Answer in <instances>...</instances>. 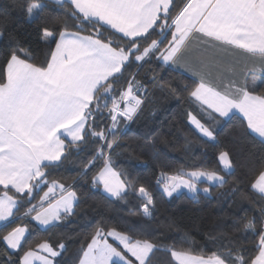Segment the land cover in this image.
Listing matches in <instances>:
<instances>
[{
	"label": "snow or ice",
	"instance_id": "6c2138e0",
	"mask_svg": "<svg viewBox=\"0 0 264 264\" xmlns=\"http://www.w3.org/2000/svg\"><path fill=\"white\" fill-rule=\"evenodd\" d=\"M20 7L47 51L41 59L0 30L8 42L0 59V264H63L65 242L32 250L25 237L31 225L51 232L78 214L80 180L134 208L132 215L154 217L156 196L119 157L121 134L155 90L186 99V121L219 149L209 165L160 172L161 195L196 193L202 182L210 193L228 183L236 158L220 146L217 127L237 114L244 134L264 146V85L257 86V74L264 78V0H23ZM196 45L200 54L193 56ZM224 53L236 59L226 62ZM165 69L181 76L179 84L161 75ZM74 157L76 176H61ZM246 167L240 183L247 188L233 191L255 192L264 203V156ZM237 231L240 238L213 241L208 252L162 249L155 234L137 238L133 228L100 219L81 237L77 264H152L160 251L170 264H264V206L258 217L245 211Z\"/></svg>",
	"mask_w": 264,
	"mask_h": 264
},
{
	"label": "trees",
	"instance_id": "16d2710c",
	"mask_svg": "<svg viewBox=\"0 0 264 264\" xmlns=\"http://www.w3.org/2000/svg\"><path fill=\"white\" fill-rule=\"evenodd\" d=\"M23 0H0V30L10 32L23 43L36 50L42 59L46 48H41L38 25L26 18L20 5ZM61 9L53 3L51 14L59 17ZM50 24L54 23L49 21ZM71 26V21H67ZM7 41L0 40V59L7 47ZM148 69H145L147 72ZM173 84H179L181 76L167 69L161 73ZM188 80V77H185ZM264 85V78L258 85ZM152 92V89H149ZM189 102L176 99L159 90H155L152 103L148 105L138 120L130 123L121 134L119 163L133 176L140 178L156 196V212L153 218L132 215L128 206L106 198L101 190L90 189L86 180H80L81 203L78 214L58 225L49 232L36 225L30 226V235H26L28 248L36 250L44 241H63L67 251L62 254L63 264H77V256L82 246V239L93 230L97 220L103 219L113 226L133 228L137 238L144 233L155 234L163 249L175 245L180 250H197L201 247L206 252L213 249V241H227L240 238L237 222L245 216L258 217L264 206L255 192H235L234 188H247V182L240 180L247 165L259 163L264 156V146L244 134L241 117L226 121L217 127L218 139L222 148L228 149L236 158L235 175L223 186H212L210 193L202 188L207 182L198 185L196 193L183 191L174 198L160 194L155 184L160 172L176 174L180 170L192 171L196 165L212 163L211 149L185 119ZM204 151L208 156L202 155ZM78 161L74 157L59 170L61 176L75 177ZM70 182V181H69ZM131 200L132 204L137 203ZM244 210V211H242ZM251 246L250 244L248 245ZM3 245L0 244V250ZM211 254V252H209ZM3 257L0 256V259ZM152 264H170L166 251H160L153 257Z\"/></svg>",
	"mask_w": 264,
	"mask_h": 264
},
{
	"label": "crops",
	"instance_id": "0c3cea01",
	"mask_svg": "<svg viewBox=\"0 0 264 264\" xmlns=\"http://www.w3.org/2000/svg\"><path fill=\"white\" fill-rule=\"evenodd\" d=\"M213 51L214 50H210L209 51V55H211L212 53H213ZM200 54V46L199 45H196V46H194V49H193V56H198ZM223 55V57H224V59H225V61L226 62H231V61H233L234 59H236V57L235 56H233V55H231V54H228V53H224V54H222ZM257 76H258V82H257V86L261 83V79H262V77H260L259 76V74H257ZM238 116H239V114H237ZM242 118V117H241ZM106 195V194H105ZM39 227V226H38ZM41 229H43V228H41ZM27 235V234H26ZM26 238V237H25ZM38 249V248H37ZM36 249V250H37Z\"/></svg>",
	"mask_w": 264,
	"mask_h": 264
},
{
	"label": "rangeland",
	"instance_id": "374dc122",
	"mask_svg": "<svg viewBox=\"0 0 264 264\" xmlns=\"http://www.w3.org/2000/svg\"><path fill=\"white\" fill-rule=\"evenodd\" d=\"M183 191H186V192H188V190H187V189H182V190H181V192H183ZM181 192H180V193H181ZM180 193H178V194H180Z\"/></svg>",
	"mask_w": 264,
	"mask_h": 264
}]
</instances>
